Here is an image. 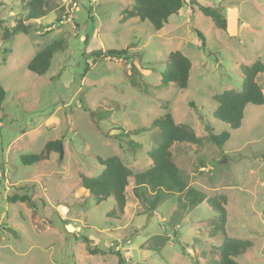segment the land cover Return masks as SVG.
<instances>
[{
	"label": "rangeland",
	"instance_id": "obj_1",
	"mask_svg": "<svg viewBox=\"0 0 264 264\" xmlns=\"http://www.w3.org/2000/svg\"><path fill=\"white\" fill-rule=\"evenodd\" d=\"M25 1L0 0V264H117V250L128 264H212L224 236L252 242L237 264H264V104L247 103L235 129L213 116V95L240 89V66L264 63V0H185L158 30L138 17L121 21L132 0H49L50 11L27 33L5 34L25 21ZM198 5L219 7L225 30ZM57 38L64 47L49 69L29 71L33 55ZM121 48L127 60L91 54ZM175 50L191 61L183 89L160 80ZM256 80L264 92V72ZM165 111L202 138L170 150L189 185L226 196L224 233L205 202L179 211L177 193L149 211L132 191L133 177L123 212L114 214L112 195L95 203L80 186V174L101 171L97 156L116 155L133 173L147 169L158 129L144 128ZM207 125L229 132L222 146L206 139ZM55 139L62 156L51 150L40 162H21ZM21 192L33 207L6 201ZM95 247L101 252L88 250Z\"/></svg>",
	"mask_w": 264,
	"mask_h": 264
},
{
	"label": "trees",
	"instance_id": "obj_2",
	"mask_svg": "<svg viewBox=\"0 0 264 264\" xmlns=\"http://www.w3.org/2000/svg\"><path fill=\"white\" fill-rule=\"evenodd\" d=\"M185 0H132V6L123 10L121 21L131 17H138L140 20H148L158 30L167 23L171 15L178 14L184 7ZM199 10L209 16L214 25L218 28H226L224 14L219 7L198 5ZM23 9L26 11L25 21L18 20L11 28L5 30V34L17 32L27 33L33 21L45 16L51 9L49 0H27ZM7 29V28H5ZM197 36L204 44V36L196 30ZM63 39L57 38L39 51L28 61L26 68L37 74H44L50 67V62L54 52L63 49ZM127 49H107L105 51H93L92 56L114 57L127 60ZM88 63L83 68L85 74L89 69ZM191 70V61L179 50L171 51L168 54V64L160 73V80L163 85L169 83L175 84L178 88H185ZM240 70L243 75L242 84L239 90L225 89L220 93L213 95L216 107L213 110V116L235 129L240 126L243 117L244 106L247 103L255 105L264 104V92L257 82L258 74L264 72V63L256 59L249 65H241ZM6 91L0 84V110L3 108ZM157 128L158 140L154 147L148 151V157L151 165L137 173H133L122 160L116 156L101 158L97 156L96 160L101 165V171L96 175L80 174V186L87 189L93 196L95 203L105 200L112 195L115 199V211L123 212L126 202V187L129 184L130 177H133L132 191L134 195L141 200L149 211L156 210L157 206L170 195L177 193L179 211L190 209L196 205L205 202L211 210L219 213L220 229L224 233V223L226 221V196L223 194L207 196L202 191L189 185L186 178L181 174L180 168L175 164L172 158L170 147L175 142H188L202 145V138L197 136L194 130L182 123H176L170 111H165L162 116L154 119L151 126L144 129ZM210 133L207 140L217 146H222L229 138V132L223 131L219 134ZM60 140H49L45 143L39 153L21 155L20 159L23 164H32L42 161L49 156L51 150L59 151ZM24 189V186L20 187ZM7 202H26L34 206L28 193H13L6 196ZM86 243L90 239L80 236ZM252 246L248 239H236L224 236L222 243L219 245V258L212 261V264H237L235 258L244 253L247 248ZM89 247V246H88ZM184 246L181 245L183 250ZM96 254L101 252L98 248H88ZM118 257L117 264H128L120 251H114Z\"/></svg>",
	"mask_w": 264,
	"mask_h": 264
},
{
	"label": "water",
	"instance_id": "obj_3",
	"mask_svg": "<svg viewBox=\"0 0 264 264\" xmlns=\"http://www.w3.org/2000/svg\"><path fill=\"white\" fill-rule=\"evenodd\" d=\"M59 151H60V156H62V146H61V143L59 144Z\"/></svg>",
	"mask_w": 264,
	"mask_h": 264
}]
</instances>
